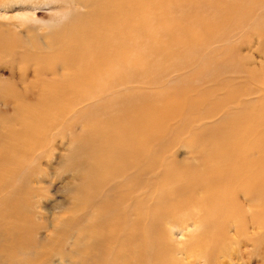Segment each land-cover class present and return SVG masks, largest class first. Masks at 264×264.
<instances>
[{
  "label": "bare ground",
  "instance_id": "1",
  "mask_svg": "<svg viewBox=\"0 0 264 264\" xmlns=\"http://www.w3.org/2000/svg\"><path fill=\"white\" fill-rule=\"evenodd\" d=\"M251 2L264 7V0ZM70 4L78 6L74 24L47 42L46 52L17 42L6 52L0 48L5 62L12 61V79L0 78V241L6 242L0 262L18 258L34 233L33 200L41 193L32 184L53 135L58 151L68 152L61 168L78 171L68 190L82 215L62 227L76 235L69 264H205L210 258L213 264L257 249V229L264 226V90L220 82L190 98V73L183 82L173 78L191 60V76L198 78L210 63L197 52L219 25L246 22L244 8L234 0ZM256 19L264 40V11ZM231 63L230 56L211 64ZM249 79L257 82L253 73ZM173 117L178 125L170 130ZM71 129L77 134L68 143ZM180 148L189 149L186 159H176ZM8 210L14 226L2 224ZM34 248L27 264L51 262Z\"/></svg>",
  "mask_w": 264,
  "mask_h": 264
},
{
  "label": "rangeland",
  "instance_id": "2",
  "mask_svg": "<svg viewBox=\"0 0 264 264\" xmlns=\"http://www.w3.org/2000/svg\"><path fill=\"white\" fill-rule=\"evenodd\" d=\"M27 1L29 0H0V5H2L0 6V48H2L4 52L12 48L15 42H17L23 43L22 46L18 45V47L22 49L33 45L36 50L41 49V53H44L46 52L47 42L49 43L54 36L56 38V36H61L63 33L65 34L67 32V27L74 24L72 22L74 19L72 14L74 8L78 6L71 5V0H32V2L29 1V3H27ZM234 2L244 8L243 14H246V17L249 19L242 23L239 19L233 18L226 25H219V27L214 30V37L205 47H202V49L197 52V54H200V57L207 58L205 63H210L209 66L203 67L200 70L198 78L192 77V72H190L192 67L190 63H194V60L189 61L185 66L180 65L177 69V73L173 75V78L177 77L183 82L186 77L185 75L190 73V77L193 80V88L189 93L190 98L197 97V94L201 91L215 88L216 84L220 82H227L225 85L226 87H233L236 89H258L260 87L264 90V40L257 32L256 19L257 15L264 11V7H258L257 4L252 3L251 0H247L246 2L234 0ZM28 9L31 10L27 11ZM79 10L83 12V9ZM29 18L32 21H30ZM26 20H29L27 24L30 25L19 24L20 21L26 24ZM52 41L55 48H57L59 45L57 40L53 39ZM230 56L232 57L233 63H231L228 68V64H226L223 69H219L217 65L211 64L212 62L216 64L221 63L225 58H229ZM5 61H7V59L0 50V78H8L10 76L12 79V75H10L12 71V61ZM18 63L20 68H27V63L24 61H18ZM31 73L32 72H29V75ZM251 73L257 76V82L251 83L250 79L248 81ZM171 76L170 74L169 76L162 77V79L170 80L172 79L170 78ZM179 85H183V83H179ZM136 86L141 90L150 87H147V85ZM16 88L19 89L18 86ZM220 95V92L215 94V96ZM85 106L86 105L83 104L78 107L84 108ZM3 108H5L4 105L0 103V121L3 120L1 117ZM7 109H17V106H8ZM198 111H205V108L200 106ZM178 119L179 117H173L169 120L168 126L170 130H173L178 125ZM200 123L201 121L193 125L199 126ZM9 126L11 127L10 124ZM76 128L78 133L81 132L83 129L82 122H80ZM187 132L189 131L187 130ZM55 133L54 131V134ZM76 134L74 129H71L67 142H71ZM53 136L50 141L52 145L44 151L43 155H40V160L36 164L39 179L32 184L35 192L41 193V195L35 194L34 200L32 199L36 203L34 210L36 219L33 220L32 228L34 233L29 235V243L25 246V250L17 256L18 258L15 257L12 258V260L5 258L2 259L0 264H11L12 261L16 260L17 262L21 261L27 264V261L30 262V258L26 254L28 250L33 252L35 246H37L39 251L47 252L48 259L51 260V262H47V264H69L70 260L74 258L72 256H74L73 249L76 235L74 236L73 233H68V235L64 229L65 227H62L66 225L67 221L74 220V218L78 219L82 215V212L79 211L75 205V200L72 198L73 194L68 190V188L74 184L72 179H76L78 171H66L61 168L59 161L63 155H67L68 152L64 150L62 155L58 151V140H55ZM166 137L172 140L170 133ZM154 144L157 145V141H155ZM173 151H176V149H173ZM189 152L188 148H180L177 154H175L176 159H186L185 157H187ZM43 179L44 181H42ZM69 180L70 185L65 189V183ZM36 185L38 187H34ZM3 196L4 194H0V199ZM13 221L8 210L6 216L2 220V224L7 226L12 224L14 226ZM257 231L261 232L259 235L261 237L257 240V249L249 247L246 249V255L244 257L239 256L241 259L238 258L233 261L229 258L220 257L217 262L213 264H264V226H262V229L258 228ZM5 245L6 242L4 240L0 241V250H2ZM63 253L68 255V257H66V262L62 260L64 257ZM75 258H80V256H75ZM40 261L41 260H37L36 263L39 264ZM209 261H214V259L210 258ZM210 262L207 263L210 264ZM200 264L204 263L201 262Z\"/></svg>",
  "mask_w": 264,
  "mask_h": 264
}]
</instances>
